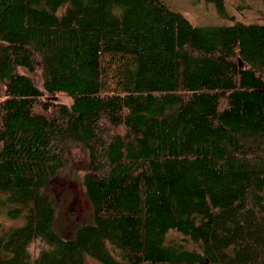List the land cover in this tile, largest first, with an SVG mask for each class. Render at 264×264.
Segmentation results:
<instances>
[{
	"label": "trees",
	"instance_id": "obj_1",
	"mask_svg": "<svg viewBox=\"0 0 264 264\" xmlns=\"http://www.w3.org/2000/svg\"><path fill=\"white\" fill-rule=\"evenodd\" d=\"M261 19L0 0V264H264ZM71 142L92 214L64 237L47 187Z\"/></svg>",
	"mask_w": 264,
	"mask_h": 264
},
{
	"label": "rangeland",
	"instance_id": "obj_2",
	"mask_svg": "<svg viewBox=\"0 0 264 264\" xmlns=\"http://www.w3.org/2000/svg\"><path fill=\"white\" fill-rule=\"evenodd\" d=\"M171 9L182 13L194 25H225L232 21L245 23L262 22L263 0H221L223 16L216 0H162ZM69 162L66 168L57 174L47 187L56 201L54 228L64 237H72L78 224L89 220L92 214L81 182V173L87 168L88 159L84 148L77 143L67 147ZM8 221L0 218V230ZM172 237H168L170 241ZM88 264H103L88 256Z\"/></svg>",
	"mask_w": 264,
	"mask_h": 264
}]
</instances>
